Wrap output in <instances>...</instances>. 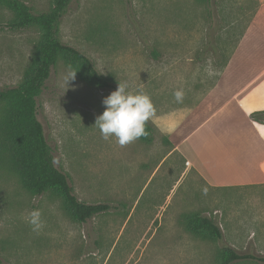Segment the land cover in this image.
<instances>
[{"label":"rangeland","instance_id":"obj_1","mask_svg":"<svg viewBox=\"0 0 264 264\" xmlns=\"http://www.w3.org/2000/svg\"><path fill=\"white\" fill-rule=\"evenodd\" d=\"M21 1L35 14L53 3ZM262 3L74 0L59 38L90 58L114 89L89 84L60 60L37 99V114L54 164L70 177L77 198L112 209L75 222L54 192L38 197L24 189L2 156L0 264H218L223 246L264 257V186L209 187L185 172L184 160L170 153L155 129L152 143L137 139L122 147L114 138L104 140L94 126L118 81L150 95L156 109L151 125L193 109L217 83ZM13 19L0 6L1 90L22 82L40 37L36 28L10 29ZM176 91L183 93L180 102ZM33 209L42 210L38 232L25 220ZM189 214L212 218L223 239L194 235L185 223Z\"/></svg>","mask_w":264,"mask_h":264},{"label":"trees","instance_id":"obj_2","mask_svg":"<svg viewBox=\"0 0 264 264\" xmlns=\"http://www.w3.org/2000/svg\"><path fill=\"white\" fill-rule=\"evenodd\" d=\"M73 1L53 0L48 12L35 14L21 0H0V6L14 14V19L8 23L10 29L18 31L36 28L40 36L22 82L13 88L0 89V160L3 156L9 169L19 177L29 193L39 197L48 191L54 192L62 199L64 209L75 222L86 223L95 216L109 212L112 207L108 204H88L77 198L70 177L54 164L44 127L37 114V99L60 60H64L89 84L100 89H114V81L104 77L90 58L59 38L61 20ZM198 1L207 5L210 3V0ZM251 118L264 124V111L254 113ZM145 127L148 134L139 139L150 144L154 140V128L148 121ZM185 223L194 235L215 241L223 239L219 225L210 217L189 214L185 216ZM237 262L264 263V257L240 253L231 246H223L218 264Z\"/></svg>","mask_w":264,"mask_h":264},{"label":"crops","instance_id":"obj_3","mask_svg":"<svg viewBox=\"0 0 264 264\" xmlns=\"http://www.w3.org/2000/svg\"><path fill=\"white\" fill-rule=\"evenodd\" d=\"M264 3L239 41L216 85L190 111L152 123L170 153L180 155L209 187L264 186Z\"/></svg>","mask_w":264,"mask_h":264},{"label":"clouds","instance_id":"obj_4","mask_svg":"<svg viewBox=\"0 0 264 264\" xmlns=\"http://www.w3.org/2000/svg\"><path fill=\"white\" fill-rule=\"evenodd\" d=\"M174 97L180 102L183 93L176 91ZM102 103L105 110L96 117L94 126L104 140L114 138L123 147L148 134L146 122L156 113L150 95L141 90L132 91L126 82L118 81L116 90L106 96ZM25 220L33 231L38 232L43 227L42 210L33 209Z\"/></svg>","mask_w":264,"mask_h":264}]
</instances>
